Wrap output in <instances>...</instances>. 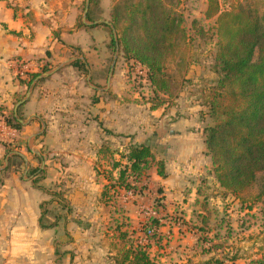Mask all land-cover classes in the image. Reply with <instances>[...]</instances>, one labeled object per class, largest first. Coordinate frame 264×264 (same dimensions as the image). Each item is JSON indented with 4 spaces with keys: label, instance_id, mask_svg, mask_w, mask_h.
<instances>
[{
    "label": "rangeland",
    "instance_id": "1",
    "mask_svg": "<svg viewBox=\"0 0 264 264\" xmlns=\"http://www.w3.org/2000/svg\"><path fill=\"white\" fill-rule=\"evenodd\" d=\"M113 1L96 0L92 17L110 23ZM177 1L186 42L180 43L168 63L167 91H156L136 62H127L118 48L108 47L104 60L91 58V68L88 65L83 72L93 86L89 115L82 107L69 116L61 115L67 128L61 130L63 143L58 149L55 147L61 144L54 141L52 132L45 138L48 163L51 167L49 160H55L57 165L53 182L43 187L50 194L42 204L43 223L58 221L51 236V264H114L105 247V235L113 233L115 220L133 228L144 225L150 228L149 237L158 235L160 247L152 242L151 248L158 264H256L264 256V196H257L261 174L246 194H226L214 178L200 134L212 124L203 96L217 78L213 70L215 18L204 16L208 0ZM62 2L66 8L71 0ZM85 3L78 0L80 18ZM217 3L221 10L234 6L264 8V0ZM92 22L85 19V23ZM257 54L256 49L253 60ZM103 107H107L106 116ZM100 114L101 122L97 120ZM88 116L95 128L80 137L77 131ZM94 120L102 126L94 125ZM140 144L149 147L153 161L138 182H132L136 189L117 188L115 194L107 187L101 197L103 185L109 183L105 179L110 166L98 150L109 147L122 151ZM68 146L75 151L73 157L65 155ZM113 158L119 159V155L113 154ZM69 163L71 168H64ZM159 163L164 166V177L157 172ZM44 171L37 182L45 178ZM112 173L116 179L117 174ZM35 190L32 197L38 195L39 190ZM87 193L92 196L87 197ZM108 197L117 199L112 203Z\"/></svg>",
    "mask_w": 264,
    "mask_h": 264
},
{
    "label": "trees",
    "instance_id": "2",
    "mask_svg": "<svg viewBox=\"0 0 264 264\" xmlns=\"http://www.w3.org/2000/svg\"><path fill=\"white\" fill-rule=\"evenodd\" d=\"M96 5V0H89L88 21L97 20L90 13ZM178 5L177 0H114L109 10L110 26L99 23L90 27L107 28L108 47L118 48L127 62H136L154 89L165 93L168 63L180 43L186 42ZM204 16L215 18L217 36L213 64L217 78L203 96L212 121L202 130L212 172L218 186L231 195L253 189L260 173L257 196H264V8L234 6L221 10L217 0H208ZM256 49L257 58L253 60ZM72 65L86 71L79 61ZM37 74L30 75L28 85ZM0 117L7 125L19 128L13 114L6 115L2 106ZM98 153L110 166L105 179L109 183L103 185L101 197L106 195L107 187L115 194L117 188L136 189L134 183L153 161V154L144 144L130 145L122 151L103 147ZM113 154H118L119 159ZM163 167L159 163L157 169L162 177ZM108 199L114 203L117 197ZM149 231L144 225L133 228L115 220L113 233L105 235L113 263L158 264L151 248L152 242L158 246L159 238L155 233L149 237ZM256 264H264V256Z\"/></svg>",
    "mask_w": 264,
    "mask_h": 264
},
{
    "label": "crops",
    "instance_id": "3",
    "mask_svg": "<svg viewBox=\"0 0 264 264\" xmlns=\"http://www.w3.org/2000/svg\"><path fill=\"white\" fill-rule=\"evenodd\" d=\"M86 13L79 17L78 0L66 8L62 0H0V106L20 124L12 127L0 117V264L53 263L51 236L58 221L43 223L42 204L50 196L43 187L53 182L57 165L55 160H49L52 168L48 163L45 138L52 132L61 144H54L58 149L61 130L67 128L61 115L69 116L79 107L87 114L91 110L89 75L72 63L79 61L86 70L91 58L104 60L108 50L109 34L103 27H90L99 24L97 20L85 23ZM31 74L37 76L28 85ZM85 118L77 131L80 137L95 128L89 116ZM97 120L102 121V114ZM65 150L66 156L75 154L69 146ZM43 169L45 178L37 182ZM28 188L39 190L38 195L32 197Z\"/></svg>",
    "mask_w": 264,
    "mask_h": 264
},
{
    "label": "water",
    "instance_id": "4",
    "mask_svg": "<svg viewBox=\"0 0 264 264\" xmlns=\"http://www.w3.org/2000/svg\"><path fill=\"white\" fill-rule=\"evenodd\" d=\"M88 4H89V0H86L85 7H84V13H86L87 10H88ZM94 23H105V24H108V22L105 21V20L95 21ZM109 25H110V23H109ZM114 57H115V56H114ZM112 66H113V64H112ZM27 96H28V93H27L26 97H27ZM26 97H25V98H26ZM25 98L22 99L21 101H19V102L15 105V108H14L15 110H16V108L18 107V105L21 104V103L25 100Z\"/></svg>",
    "mask_w": 264,
    "mask_h": 264
},
{
    "label": "built area",
    "instance_id": "5",
    "mask_svg": "<svg viewBox=\"0 0 264 264\" xmlns=\"http://www.w3.org/2000/svg\"><path fill=\"white\" fill-rule=\"evenodd\" d=\"M18 74H19V75H22V74H23V72H22V71H19V72H18Z\"/></svg>",
    "mask_w": 264,
    "mask_h": 264
}]
</instances>
